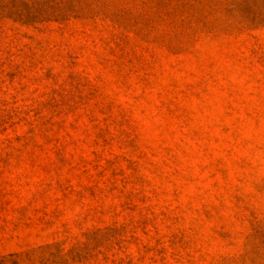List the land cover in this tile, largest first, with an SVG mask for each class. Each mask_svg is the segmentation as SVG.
Segmentation results:
<instances>
[{"label":"rangeland","instance_id":"374dc122","mask_svg":"<svg viewBox=\"0 0 264 264\" xmlns=\"http://www.w3.org/2000/svg\"><path fill=\"white\" fill-rule=\"evenodd\" d=\"M0 264H264V0H0Z\"/></svg>","mask_w":264,"mask_h":264}]
</instances>
